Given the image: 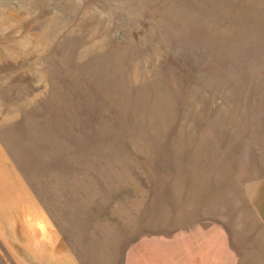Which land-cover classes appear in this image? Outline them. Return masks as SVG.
<instances>
[{
  "label": "rangeland",
  "instance_id": "374dc122",
  "mask_svg": "<svg viewBox=\"0 0 264 264\" xmlns=\"http://www.w3.org/2000/svg\"><path fill=\"white\" fill-rule=\"evenodd\" d=\"M0 264H264V0H0Z\"/></svg>",
  "mask_w": 264,
  "mask_h": 264
},
{
  "label": "crops",
  "instance_id": "0c3cea01",
  "mask_svg": "<svg viewBox=\"0 0 264 264\" xmlns=\"http://www.w3.org/2000/svg\"><path fill=\"white\" fill-rule=\"evenodd\" d=\"M260 218H261V216H260ZM261 221H262V218H261ZM63 251H64V249H63ZM204 251H205V249H204ZM206 252V251H205ZM153 252H151L150 253V255L152 254ZM139 256H140V254H139V252H138V254L136 255V256H132L133 258H136V257H138L139 258ZM206 257H208L209 258V254L206 256ZM219 258H220V256H218ZM131 261V260H130Z\"/></svg>",
  "mask_w": 264,
  "mask_h": 264
}]
</instances>
